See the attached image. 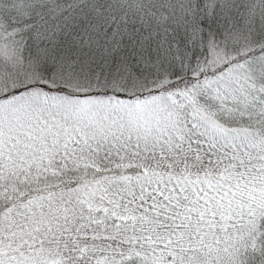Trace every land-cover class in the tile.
<instances>
[{
	"label": "snow or ice",
	"instance_id": "obj_1",
	"mask_svg": "<svg viewBox=\"0 0 264 264\" xmlns=\"http://www.w3.org/2000/svg\"><path fill=\"white\" fill-rule=\"evenodd\" d=\"M0 264H264V0H0Z\"/></svg>",
	"mask_w": 264,
	"mask_h": 264
}]
</instances>
